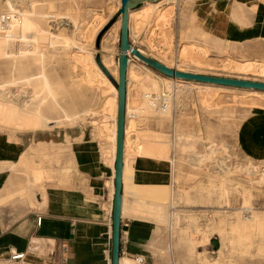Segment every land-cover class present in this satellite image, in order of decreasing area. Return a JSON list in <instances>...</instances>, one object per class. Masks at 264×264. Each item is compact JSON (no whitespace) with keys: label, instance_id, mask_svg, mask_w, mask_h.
<instances>
[{"label":"rangeland","instance_id":"1","mask_svg":"<svg viewBox=\"0 0 264 264\" xmlns=\"http://www.w3.org/2000/svg\"><path fill=\"white\" fill-rule=\"evenodd\" d=\"M26 1L0 0V5H3L0 6V100L2 102L0 130L18 134L28 132L33 146L30 150L33 156V168L39 171V177L34 178V182L41 181L42 174L44 179L49 181L56 173L59 159H63L68 150V130L92 127L100 138L111 140L109 134L114 114L113 104L110 103L106 108L99 107L100 98L97 95L101 84L90 85L84 82L83 76L85 69L90 71L93 69L102 72L113 86V82L117 80L115 72L108 71L101 60L103 55H110L114 68V63H117L120 32V25L118 26L117 22L120 16V1L37 0L36 2L32 0L43 16L42 27H45V31L50 30V33L48 32L50 35L41 41L40 50L32 54L35 55V60L30 66L34 73L33 88L40 101L37 102L39 103L37 107L44 117L52 121L51 125L45 122V118L36 120L30 114L27 116L21 114L16 121L12 120L13 101L6 89L10 75L14 70L19 75L28 73L23 68L27 67L26 59L14 63L15 45H12L18 40L21 30L28 28L29 25L22 20L21 15H29L26 11ZM255 2L264 4V0ZM220 3L221 0L164 1L156 8L157 10H154L156 12L150 13L151 15L146 14L142 17L135 15L131 19L129 41L132 46L151 54L164 64L174 67L177 62L186 66L184 71L264 82V72L245 73L233 70L231 67L235 61L244 60L262 63L263 67L264 47L261 46V51L258 52H251L249 48L235 49L234 44L213 35L212 27L206 26L205 18L210 15L215 25L220 15L224 23L233 18L235 21L238 19L239 25H245L243 5L239 0H224L221 8ZM14 4L16 7L13 6ZM142 5L144 3L135 9ZM12 8L16 9L13 14L17 13L18 24L14 21L12 23L7 15ZM186 17L190 24L187 29ZM28 29H26L27 34L35 36V28ZM190 43H197L205 48L201 50L202 52L197 48L194 51V48L189 46ZM86 54H90L88 56L91 64L86 65L81 58H78ZM195 57L199 59V64L194 62V59H197ZM98 61L107 70L109 76L105 74ZM136 64L138 65L131 66V75L127 80L129 83L125 114L128 121L127 156L131 154L136 156L139 148L142 154H155L169 161L168 168L163 174L169 178L162 183L160 197L165 208V229L168 230L169 227V237L171 236L169 243L173 249H170L173 255L171 264L174 255L178 258L177 264H264V158H250L243 155L239 150L237 139L238 135L241 138L246 135L250 140V149L255 150L259 156H264V99L246 92L252 91L249 89L212 85L224 87V90L215 91L216 94H213L215 93L213 91L205 94L195 87L194 82L179 81L173 87H169L165 80H162V83L158 84L155 96L162 99V104L168 103L169 111L164 109L161 112L160 109H154L150 105L147 99L148 92L142 90L139 85L141 81L148 84L153 78L149 77L147 71L143 72V67L139 63ZM112 65L111 68L114 69ZM108 93L113 95L110 89L107 90ZM7 98L10 100L7 101ZM148 122L155 123L160 132L152 134L151 140H144L145 137L141 135L139 129ZM59 131L65 134V140ZM140 138H143L141 142H139ZM146 145L154 152L146 151L144 149ZM43 146L45 150H42ZM162 148L165 149L163 153H161ZM47 152L50 153L49 157ZM172 158H175L174 164L171 163ZM66 164L68 165L69 162L66 161ZM125 164L127 174V158ZM174 167L178 172L176 169L173 170ZM224 168L229 171L227 176L222 174ZM171 175H174L173 179ZM220 181L227 186L223 199L218 195L222 184ZM240 221L250 224H247L248 231L251 230V233L248 232L250 235L248 238L240 236L241 230L238 224ZM256 221L263 226V231L258 228V223L255 224ZM234 224H236L235 228ZM212 238H216L220 244L217 249L211 244ZM257 248L263 251L259 250L260 254H258ZM166 254L170 256L169 250Z\"/></svg>","mask_w":264,"mask_h":264},{"label":"crops","instance_id":"2","mask_svg":"<svg viewBox=\"0 0 264 264\" xmlns=\"http://www.w3.org/2000/svg\"><path fill=\"white\" fill-rule=\"evenodd\" d=\"M239 1L245 25L224 23L220 15L211 32L234 44L235 49L261 51L264 4ZM223 3L221 0L220 8ZM188 26L186 17V29ZM136 61L130 60L129 64L139 63L143 72L147 71L159 85L162 83L166 76ZM127 75L128 67L126 103ZM139 131L144 140H151L152 134L160 132L152 122L143 124ZM67 132V156L59 159L56 173L49 181L42 174L41 181L34 182L30 151L33 146L28 132L0 130V264H112L115 157L111 140L100 138L92 127ZM59 134L65 140V134L60 131ZM125 138L124 131V144ZM237 139L243 155L264 158L250 149L246 135L243 138L238 135ZM124 158L125 153L118 264H171L173 249L169 246V227L165 229V208L160 197L162 183L169 178L163 175L169 161L155 154H142L138 148L136 156L126 155L128 172L124 175ZM168 250L170 256L166 254ZM15 253L24 256L11 259ZM137 258L142 262L138 263ZM177 261L174 255L173 264Z\"/></svg>","mask_w":264,"mask_h":264},{"label":"bare ground","instance_id":"3","mask_svg":"<svg viewBox=\"0 0 264 264\" xmlns=\"http://www.w3.org/2000/svg\"><path fill=\"white\" fill-rule=\"evenodd\" d=\"M72 1V0H71ZM119 1H121V0H119ZM164 1H167V0H159V1H156V2H150V1H146V2H144V5H142V6H140L139 8H137V9H132V10H130L129 11V23H128V25H129V28H131V19L133 18V17H135V15H136V17H138V16H140V17H142L143 15H146V14H152L153 13V11L162 3V2H164ZM256 1V0H255ZM11 2V1H10ZM36 2H37V0H36ZM46 2H47V0H46ZM258 2V1H257ZM4 3V2H3ZM25 3V2H24ZM26 3H27V9H26V11L28 12V14L29 15H27V16H24L23 14H21L23 17V21H25V23H27V25H28V28H32V29H34L35 28V32H34V34H35V36L33 35V36H29L28 34H27V31H26V29L27 30H29L28 28H21L22 30H21V33H20V35H19V38H18V40L14 43V44H12L13 46L15 45V49H13L14 50V52H13V55L15 56V62L14 63H16L18 60H20V59H26V63H27V67L26 66H24L23 68H25L26 69V71L28 72V73H25L24 75H19L17 72H16V70H14L12 73H11V75H10V82H9V85H8V87L6 88L7 89V93H8V95H9V97H10V99L13 101V106L11 105V108H12V120L13 121H16L17 120V118L20 116L21 117V114H26V116L27 115H32L36 120H39V119H43V118H45L44 120H45V122L47 123V124H49V125H51L50 123L52 122L49 118H46V117H44L43 115H42V113L39 111V108L37 107V105H39V103H37L38 101H39V96H38V94L34 91V88H33V83H34V80H33V74L34 73H32V69H31V67L32 66H30V64L32 63V61L33 60H35L34 58H35V55H33L32 56V54L33 53H35V52H37V51H39L40 50V48H41V41H43V39H45L46 37H48L50 34V30L49 31H45L44 30V28L45 27H42V18H43V16L38 12V9H37V7L35 6L36 4H34V2L32 1V0H27L26 1ZM44 3H45V1H44ZM166 3V2H165ZM8 4V3H7ZM11 4V3H10ZM15 4H16V2H15ZM15 4L13 5V6H15ZM46 4V3H45ZM53 5V4H52ZM121 5V2H119V6ZM0 6H3L2 4L0 5ZM12 5H11V7H13ZM16 6H17V4H16ZM15 6V7H16ZM18 6H19V3H18ZM38 6V5H37ZM10 7V6H9ZM39 7V6H38ZM48 7V6H47ZM50 7V6H49ZM55 7V6H54ZM5 8V7H4ZM25 8V7H24ZM6 9V8H5ZM48 9V8H47ZM184 9V8H183ZM6 10H8V9H6ZM15 10L16 9H14L13 10V8L12 9H10L8 12H9V14H7V15H9V20L12 22V21H14V23L16 22V24H18L17 23V17H16V15H17V13H16V15H14L13 14V12H15ZM71 10V9H70ZM157 10V9H156ZM212 10V9H211ZM236 10V9H235ZM4 11V10H3ZM18 11V10H17ZM47 11V10H46ZM159 11V10H158ZM214 11V10H213ZM216 11V10H215ZM241 11V10H240ZM6 12V11H5ZM19 12V11H18ZM154 12H156V11H154ZM236 12H238V11H236ZM7 13V12H6ZM42 13V12H41ZM233 13V12H232ZM1 14H3V13H1ZM5 14V13H4ZM51 14V13H50ZM150 14V15H151ZM214 14V13H213ZM216 14V13H215ZM229 14V13H228ZM53 15V14H52ZM240 15V14H239ZM243 15V14H242ZM49 16V12L47 13V17ZM214 16V15H213ZM230 16V15H229ZM46 17V18H47ZM52 17V16H51ZM207 17V16H206ZM236 17V16H235ZM238 17V16H237ZM242 17V16H241ZM19 19H20V17H18ZM50 18V17H49ZM45 19V18H44ZM206 19V21H204L205 23H206V26L207 27H212V28H215V24L212 22L214 19H213V17H211V15L209 16V17H207V18H205ZM229 18H227V20H228ZM21 20V19H20ZM20 20H18V21H20ZM119 20H120V16H119ZM119 20H118V26L120 25V22H119ZM238 20V19H237ZM235 21V20H233V18L231 19L230 18V21L231 22H233V23H236V24H238V21ZM51 21V20H50ZM44 22V21H43ZM1 23V22H0ZM13 23V22H12ZM5 24V23H4ZM7 24V23H6ZM22 24V23H21ZM44 25V24H43ZM239 25V24H238ZM14 26H17V25H14ZM19 26V25H18ZM205 26V25H204ZM21 27V26H20ZM25 27H27V26H25ZM47 27H49V25L47 26ZM18 28V27H17ZM6 29V28H5ZM19 29V28H18ZM18 29H17V31H18ZM9 31H10V28L8 29ZM15 30V29H14ZM31 30V29H30ZM193 31V30H192ZM20 32V31H19ZM49 32V33H48ZM187 32V31H186ZM193 33V32H192ZM201 33V32H200ZM15 34V33H14ZM19 34V33H18ZM55 33H53V35H54ZM191 34V33H190ZM17 35V34H16ZM1 36V35H0ZM201 36H202V33H201ZM63 37V36H62ZM5 38V37H4ZM66 38V37H65ZM7 39V38H6ZM8 39H11L10 37H8ZM14 39H15V37H14ZM69 39V38H68ZM202 40V39H201ZM71 42H73V41H71ZM57 43V42H56ZM11 45V46H12ZM105 45V44H104ZM102 46V45H101ZM107 46V45H106ZM190 47L192 46L193 48H194V51H195V48H197V49H199L200 51L201 50H204V46H202V45H200V44H197V43H190V45H189ZM52 47V46H51ZM190 47H189V49H190ZM191 47V48H192ZM55 48V47H54ZM57 48V47H56ZM59 48V47H58ZM103 48V47H102ZM106 48V47H105ZM109 48V47H108ZM152 49V48H151ZM196 49V50H197ZM56 50V49H55ZM59 50V49H58ZM103 50V49H102ZM191 50V49H190ZM104 51H106V50H104ZM103 51V52H104ZM198 51V50H197ZM42 52V51H41ZM187 52V51H186ZM202 52V51H201ZM203 52H205V51H203ZM56 53V52H55ZM65 53V52H64ZM108 53V52H107ZM195 53V52H194ZM199 53V52H198ZM197 53V54H198ZM196 54V53H195ZM88 55H90V54H86V55H81V56H79L78 58L80 59L81 58V60L87 65V64H91V61H90V59H89V56ZM201 55V54H200ZM205 55V54H204ZM110 55H103V57H102V64L105 66V68L108 70V71H110V70H112V71H114L115 72V75H116V77L118 76V71H117V66H116V64L117 63H114V66H115V68L113 67V63H112V60H111V58L109 57ZM195 56H197V55H195ZM203 56V55H202ZM184 57V56H183ZM199 57V56H198ZM29 58H31V59H29ZM57 58V57H56ZM65 58V57H64ZM91 58V57H90ZM195 58H197V57H195ZM27 59H28V61H27ZM198 59V58H197ZM197 59H194V62H196V63H198L199 64V59L197 60ZM11 60H12V58H11ZM30 61V62H29ZM45 62V61H44ZM181 62H183V61H181ZM234 62V61H233ZM233 62H231L232 64H233ZM236 62V61H235ZM234 62V64L232 65V64H230V65H232L231 67L233 68V70L235 69V70H237V71H240V72H260V74L262 73V72H264L263 71V68H264V65H263V67H262V63L260 64V63H256V62H254V61H249V60H244V61H241V62H236L235 63ZM33 63H34V61H33ZM32 63V64H33ZM12 64H13V62H12ZM28 64H29V66H28ZM229 64H227V65H229ZM111 65H112V67L114 68V69H112L111 68ZM131 66H132V63H130L129 64V66H128V75H127V78L129 79L130 77H129V75H131L130 73H131ZM175 67H176V69L177 70H179V71H184V68L186 67H184L182 64H180V63H177L176 62V64H175ZM228 68V67H227ZM39 69V68H38ZM145 69V68H144ZM10 71V70H9ZM23 71V70H22ZM40 71V70H39ZM38 71V72H39ZM37 74V73H36ZM39 74V73H38ZM46 74H47V72H46ZM48 75V74H47ZM47 75H46V77H47ZM133 75V74H132ZM38 76V75H37ZM84 82L86 81L87 83H89L90 85H92V84H94V83H96V84H101V85H99V86H101V89L99 90V93H98V95L97 96H99V98H100V102H99V107H102V108H106V106L107 105H109L110 103H112L113 104V110H114V114H113V120H112V127H110V137H111V145H112V147H111V149H112V154H113V156L115 157V141H116V115H117V90H116V87H114L112 84H111V82L106 78V76L102 73V72H100V71H98V70H87V69H85V71H84ZM144 77H145V75H144ZM138 78V77H137ZM127 79V80H128ZM152 79V78H151ZM150 79V80H151ZM165 82H166V84L167 85H169V87H173L174 85H176L177 84V82H179V81H181V80H177V79H174V78H170V77H166L165 79ZM46 81V80H45ZM182 82H184V81H182ZM186 82H191V81H186ZM48 83V82H47ZM45 84H46V82H45ZM192 84V83H191ZM194 84H196V88L200 91V92H203V93H205V94H208V92H215V91H219V90H224L223 88L224 87H213L212 86V84H207V83H198V82H194ZM17 85V86H16ZM139 85H140V87H141V89L142 90H145L146 92H148L147 93V99H148V101H149V103H150V105L152 106V107H154V109H157V110H159L160 109V111L162 112L164 109H167V107L169 106L168 105V103L167 104H165L164 102V104H162L161 103V101H162V99H158L157 98V96H155V92L157 91V88H158V83L156 82V81H154V80H152L150 83H148V84H144L142 81L139 83ZM38 86V85H37ZM49 86V85H48ZM218 86V85H217ZM219 86H221V85H219ZM168 87V86H167ZM227 87V86H226ZM47 88V87H46ZM234 88H236V87H234ZM1 89V88H0ZM108 89H110L112 92H113V95L111 96L109 93L107 94V90ZM178 89V88H177ZM241 89V88H240ZM244 89V88H243ZM53 90V89H52ZM249 90H252V91H246V92H249V94H253V96L254 97H259V98H262V99H264V91H259V90H253V89H249ZM212 92V93H213ZM217 92H215V93H213V94H216ZM4 94H6L5 92H4ZM248 94V95H249ZM7 95V94H6ZM72 95V94H71ZM42 96V95H41ZM75 96V95H74ZM146 97V96H145ZM207 97V96H206ZM51 98H52V96H51ZM73 98V97H72ZM9 98H7V101H9L8 100ZM53 99V98H52ZM207 99V98H206ZM47 100V99H46ZM112 100V101H111ZM3 101V100H2ZM159 101H160V103H159ZM260 101V100H259ZM40 102V101H39ZM0 103H2L1 102V100H0ZM7 102H5V104H6ZM41 103H43V102H41ZM148 103V104H149ZM205 103V102H204ZM46 104V103H45ZM98 104V103H97ZM206 104V103H205ZM29 105V106H28ZM48 105V104H47ZM43 106H45V105H43ZM97 106V107H98ZM149 106V105H148ZM8 107H10V106H8ZM46 107V106H45ZM96 107V106H95ZM4 107H2V109H3ZM42 108V107H41ZM169 108V107H168ZM1 109V108H0ZM52 110V109H51ZM168 110V109H167ZM167 110H165L166 112H167ZM164 111V112H165ZM169 111V110H168ZM11 114V113H10ZM125 114H126V110H125ZM166 114V113H165ZM166 117V116H165ZM10 118V117H9ZM7 119V118H6ZM5 119V120H6ZM20 119V118H19ZM11 120V119H10ZM18 121H20V120H18ZM33 122H36V121H33ZM44 122V123H45ZM173 123H174V121H172ZM58 123V122H57ZM23 124V123H22ZM56 124V123H55ZM103 126V125H102ZM44 127H47V126H45L44 125ZM106 127V126H105ZM42 128V127H41ZM127 128H128V121H127V119L125 118V134H126V138H125V144H124V149H123V153H125V158H124V160L126 159V153H127V151H128V147H127V143H129V142H127L128 140H127ZM109 130V129H108ZM108 130H106V132L108 131ZM107 134H108V132H107ZM251 136H252V133H251ZM181 139V138H180ZM174 141V140H173ZM179 142V141H178ZM209 143H211V142H209ZM146 151H148V152H154V151H152L151 150V148H149L148 149V145H146V147L144 148ZM218 151V150H217ZM163 152H165V149L164 148H162L161 149V153H163ZM216 152V151H215ZM222 152V151H221ZM254 152H255V150H254ZM258 152V151H257ZM224 153V152H223ZM256 153V152H255ZM217 155V154H216ZM151 156H154V155H151ZM150 157V156H149ZM155 157V156H154ZM161 158H163V157H161ZM160 158V159H161ZM225 158V157H224ZM223 158V159H224ZM112 159V158H111ZM155 159V158H154ZM175 159V158H174ZM174 159L172 158V160H171V163L172 164H174ZM218 159V157L216 158V160ZM162 160V159H161ZM164 160H166L165 158H164ZM179 161V160H178ZM264 161V160H263ZM175 162H176V160H175ZM221 162V161H220ZM176 163H178V162H176ZM181 164V163H180ZM1 165V164H0ZM216 165H219V164H217L216 163ZM220 167V166H219ZM17 168V167H16ZM178 169H179V167H177ZM217 168V167H216ZM222 168V167H221ZM15 169V168H14ZM19 169V168H18ZM20 169H22L21 167H20ZM174 169H176L175 167L173 168V170ZM177 170V169H176ZM219 170H220V168H219ZM17 171H19V170H17ZM27 171H28V169H27ZM26 171V172H27ZM31 171V170H30ZM126 171H127V168H126V166H125V168H124V171H123V173H124V175H126ZM165 171L166 170H164V172H163V174L165 173ZM177 172H178V170H177ZM218 172H221V171H218ZM228 169H223L222 170V174L223 175H226L227 176V174H228ZM25 173V172H24ZM180 173V172H179ZM236 173V172H235ZM33 176H34V178H37V177H39V171L37 170V169H33ZM236 176V175H235ZM124 177V176H123ZM169 177V176H168ZM258 177V176H257ZM174 178V175H171V179H173ZM232 179H233V177H232ZM231 180V179H230ZM214 181V180H213ZM216 181V180H215ZM263 181V180H262ZM221 182V181H220ZM211 183V182H210ZM217 183H218V181H217ZM222 183V182H221ZM210 185V184H209ZM217 186H219L218 184H217ZM221 187H220V194H218V195H220V197L219 198H221L222 197V199H223V196H225V194H226V188H227V186H225L224 185V183H222L221 185H220ZM232 186H233V184H232ZM38 187V186H37ZM41 188V187H40ZM207 188V187H206ZM229 188V187H228ZM173 189V188H172ZM215 189V188H214ZM42 190V189H41ZM216 190V189H215ZM237 190V189H236ZM212 191V190H211ZM216 192V191H215ZM212 193V192H211ZM183 194H184V192H183ZM214 194V193H213ZM172 195H173V190H172V192H171V197H172ZM182 195V194H181ZM232 195V194H231ZM185 196V195H184ZM188 199V198H187ZM228 200V199H227ZM230 200V199H229ZM221 201V200H220ZM170 202V201H169ZM221 203H222V201H221ZM231 203V202H230ZM225 204V203H224ZM227 205V204H226ZM229 206V205H228ZM223 207V206H222ZM221 207V208H222ZM230 207V206H229ZM220 208V207H219ZM216 212V211H215ZM220 212V211H219ZM224 212V211H223ZM227 212V211H226ZM229 212V211H228ZM230 212H232V211H230ZM229 212V213H230ZM234 212V211H233ZM236 212V211H235ZM228 214V213H227ZM237 214V213H236ZM219 215V214H218ZM221 215V214H220ZM224 215H226L225 213H224ZM234 216V215H233ZM236 216V215H235ZM240 216V215H239ZM223 218V217H222ZM232 218H235V217H232ZM244 218V217H243ZM248 218V217H247ZM227 219V218H226ZM237 219V218H236ZM253 219V218H252ZM242 220V219H241ZM262 220V219H261ZM221 221H223V219L221 220ZM227 221V220H226ZM230 221V220H229ZM231 221H232V219H231ZM238 221V220H237ZM219 222H220V220H219ZM238 223V222H237ZM250 223V222H249ZM253 223V222H252ZM256 223H258L257 221L255 222V224ZM238 224H240L239 226H240V230H241V234H240V236L241 237H247L248 238V236H250L249 235V233L248 232H250L251 230H249L248 231V227H247V222L245 223V222H239ZM264 224V223H263ZM236 224H234L233 225V227L235 226ZM248 225H250V224H248ZM239 226H237V227H239ZM256 226V225H255ZM257 226H258V228L259 229H263V226L260 224V223H258L257 224ZM220 227V226H219ZM230 227H231V225H230ZM174 228V227H173ZM235 228V227H234ZM257 228V229H258ZM224 229V228H223ZM238 229V230H239ZM250 229V228H249ZM253 230H254V228H252ZM255 229H256V227H255ZM235 230V229H234ZM234 230H232V231H234ZM259 231V230H258ZM263 231V230H262ZM235 232H238V231H235ZM260 232V231H259ZM233 233V232H232ZM251 233V232H250ZM252 233H254V232H252ZM258 234V233H257ZM236 235V234H235ZM238 235V234H237ZM255 235H256V233H255ZM264 236V235H263ZM171 237V236H170ZM225 237V236H224ZM258 237H259V234H258ZM251 238V237H250ZM252 238H253V236H252ZM171 240V239H170ZM230 243H232V241L230 242ZM171 245V244H170ZM220 244H219V242H218V247H220L219 246ZM244 245V244H243ZM249 245V244H248ZM254 245V244H253ZM240 246V245H239ZM217 247V248H218ZM216 248V249H217ZM245 250V249H244ZM248 250V249H247ZM257 250L259 251H263V250H261V249H258L257 248ZM260 251H259V253L258 254H260ZM217 252H219V251H217ZM246 252V251H245ZM244 252V253H245ZM248 252V251H247Z\"/></svg>","mask_w":264,"mask_h":264},{"label":"water","instance_id":"4","mask_svg":"<svg viewBox=\"0 0 264 264\" xmlns=\"http://www.w3.org/2000/svg\"><path fill=\"white\" fill-rule=\"evenodd\" d=\"M146 1L156 2L157 0H121V5L119 8L120 32L119 54L117 57L118 76L117 80L113 82L117 90V115L114 164V196L112 207V264H118L119 261L121 186L126 110V71L129 64V56L133 59L138 60L139 62L153 69L159 74L177 80L264 91L263 81L245 80L239 78L199 74L188 71H179L175 66L171 67L167 64H164L163 62L154 58L151 54L132 46L129 41V11L138 7L140 4ZM99 64L105 74L109 76V73L103 67V65H101L100 62ZM211 244L216 249L218 246L217 239L212 238Z\"/></svg>","mask_w":264,"mask_h":264},{"label":"built area","instance_id":"5","mask_svg":"<svg viewBox=\"0 0 264 264\" xmlns=\"http://www.w3.org/2000/svg\"><path fill=\"white\" fill-rule=\"evenodd\" d=\"M130 60H132V58L129 56V61ZM23 256H24L23 253H15V254H12L11 259H21V258H23ZM63 259H65V257H63ZM136 261L138 263H141L142 259L141 258H137Z\"/></svg>","mask_w":264,"mask_h":264}]
</instances>
